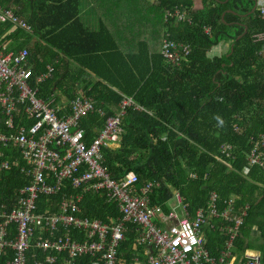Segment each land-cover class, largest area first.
Returning <instances> with one entry per match:
<instances>
[{
	"label": "trees",
	"instance_id": "1",
	"mask_svg": "<svg viewBox=\"0 0 264 264\" xmlns=\"http://www.w3.org/2000/svg\"><path fill=\"white\" fill-rule=\"evenodd\" d=\"M254 1L203 0L201 9L191 11L192 0H86L98 21L91 30L80 21L77 0H0V7L12 8L32 29L7 35L8 49H28L33 75L52 68L37 85L39 97L51 98L58 90L67 101L74 97V81L66 86L68 62L79 71L74 79L96 78L81 91L103 112L80 119L86 143L122 99L131 98L121 116L119 146L102 151L113 179L133 172L138 187L158 183L150 203L163 211L178 191L189 215L206 208L214 191L218 212L232 196L234 213L244 211L234 236L229 239L227 231L232 221L218 214L202 227L205 246L214 258L227 249L236 259L245 249L254 250L264 263V172L247 168L245 161L249 137L264 135V19ZM166 11L186 17L164 19ZM8 28L1 23L0 33ZM165 35L189 46L178 64L161 55ZM220 41L227 42L226 52L209 57ZM223 144L231 148L230 159L221 155ZM8 151L15 157L0 172V205L6 209L30 178L21 172L24 163L15 149L4 148L7 156ZM82 208L89 217L108 222L106 214L114 210L112 203L91 195ZM126 228L119 253L130 264L141 253L133 245L135 227ZM8 257L9 252L2 254L0 264Z\"/></svg>",
	"mask_w": 264,
	"mask_h": 264
},
{
	"label": "built area",
	"instance_id": "2",
	"mask_svg": "<svg viewBox=\"0 0 264 264\" xmlns=\"http://www.w3.org/2000/svg\"><path fill=\"white\" fill-rule=\"evenodd\" d=\"M256 7L264 19V0H257ZM171 16L186 17L166 11L164 19ZM1 23L9 28L0 39V147L16 149L24 163L21 172L30 176L12 207L0 205V256L9 252L4 264H78L82 259L86 264H124L119 248L127 224L135 227L133 245L141 253L134 254L130 264H264L254 250L245 249L236 259L227 249L214 258L205 246L202 227L218 214L232 221L227 231L229 239L234 236L244 211L234 213L232 196L218 212L219 195L214 191L206 208L189 215L178 191L163 211L150 203V193L158 183L138 187L133 172L113 179L102 151L119 146L121 116L132 104L131 98L124 97L115 114L86 143L80 119L93 111L100 116L103 112L94 109L92 100L80 90L70 101L60 90L51 98L39 97L37 85L50 76L52 68L33 75L28 49L9 50L5 39L19 30L30 33L31 27L9 7H0ZM188 53L187 43L167 35L161 41V55L171 63L178 64ZM248 144L247 168L258 166L264 172V135L249 137ZM230 151L229 145H222L224 158L230 159ZM9 164L0 151V172ZM86 195L113 204L114 210L106 214L110 222L84 214Z\"/></svg>",
	"mask_w": 264,
	"mask_h": 264
},
{
	"label": "crops",
	"instance_id": "3",
	"mask_svg": "<svg viewBox=\"0 0 264 264\" xmlns=\"http://www.w3.org/2000/svg\"><path fill=\"white\" fill-rule=\"evenodd\" d=\"M77 1H78L80 21L83 24V26L86 27V0H77ZM202 2H203V0H192V4L193 5H192L191 11H195V10L201 9L202 8ZM82 10H84V12H82ZM0 32H1V30H0ZM3 35H5V34L4 33H2V34L0 33V39H1V37ZM9 44H11V43H9ZM227 46H228L227 42H222V41L218 42L216 44V46H214V47H217L216 49H214L215 50L213 52L214 56H220V55L224 54L226 52V50H227ZM8 47H10V46H8ZM67 64H68V74L69 75H68L67 81H66V83L68 85H66V86H69L70 82L74 81L73 83H74V86L77 87V90L82 91V90H86L85 87H87V83H90L94 79H96V78H93L94 77L93 75H82L81 78L74 79L73 78L74 74L79 73V71H78L77 67L72 64V62H68ZM60 71L63 73L64 69H61ZM69 76H71V78ZM4 148L14 149V148H11V147H4ZM4 148L0 147V151L3 153V158H4L5 161L11 162L10 157L13 158V157H15V155H13L11 151H8L9 156H7V154L4 152ZM15 151H16V149H15ZM16 154L18 155V158H19V154H18L17 151H16ZM18 191H19V189H18ZM18 191H17L16 194L13 195V198H12L13 202H14L15 196H17V194H18ZM12 205H13V203H12ZM134 249L137 250L138 253H140V249H136V247H134ZM124 264H126V261L124 262Z\"/></svg>",
	"mask_w": 264,
	"mask_h": 264
},
{
	"label": "rangeland",
	"instance_id": "4",
	"mask_svg": "<svg viewBox=\"0 0 264 264\" xmlns=\"http://www.w3.org/2000/svg\"><path fill=\"white\" fill-rule=\"evenodd\" d=\"M82 12H84V10H82ZM86 27L88 29H96L97 28V17L96 15H94V13L90 10L87 2H86ZM217 47H212L210 52L208 53L209 57H213L214 56V49H216ZM8 149V148H6ZM10 149V148H9ZM174 203H171V205H173Z\"/></svg>",
	"mask_w": 264,
	"mask_h": 264
},
{
	"label": "flooded vegetation",
	"instance_id": "5",
	"mask_svg": "<svg viewBox=\"0 0 264 264\" xmlns=\"http://www.w3.org/2000/svg\"><path fill=\"white\" fill-rule=\"evenodd\" d=\"M254 4H255V6H256V4H257V0H256V1H254Z\"/></svg>",
	"mask_w": 264,
	"mask_h": 264
}]
</instances>
